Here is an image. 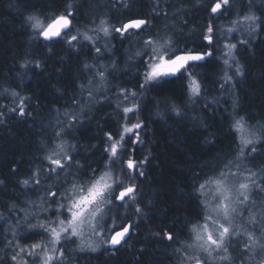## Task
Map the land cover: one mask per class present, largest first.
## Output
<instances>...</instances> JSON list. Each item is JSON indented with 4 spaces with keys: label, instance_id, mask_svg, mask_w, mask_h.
<instances>
[{
    "label": "trees",
    "instance_id": "trees-1",
    "mask_svg": "<svg viewBox=\"0 0 264 264\" xmlns=\"http://www.w3.org/2000/svg\"><path fill=\"white\" fill-rule=\"evenodd\" d=\"M68 2L0 0V261L12 264L13 249L7 244L9 227L25 219L27 224L18 234L20 241L29 243L39 238L41 231L27 230V225L52 214L42 212L39 203L47 190L63 191L73 179L61 172V178L41 176L39 186L21 183L46 165L43 157L55 148L58 139L54 134L63 127L62 139L74 146L70 149V171L79 174L81 180H87L93 169L97 175L105 170L108 156L104 150L111 143L108 133L114 140L124 135V157L145 161L144 175L131 180L138 186L136 205L118 209L120 217L127 213V220L117 219L116 229L129 221L138 225L132 228L130 237L118 247L108 245L97 251H81L73 238L65 248L63 264H181L190 253L185 244L190 242L191 224L203 221L205 209L196 192L199 183L225 164L237 163L240 133L234 130V121L243 117L251 129L264 125V0H234L235 19L249 11L259 19L251 36L235 37L233 54L241 74H235L234 69L227 82L219 29L229 23L230 16L210 17L203 6L212 0H72L77 9L75 29L89 35H97L90 30L101 19L118 26L134 17L149 21L138 35L120 37L113 33L111 49L105 48V52L96 37L95 46L82 38L74 48L62 41L45 42L26 21L30 14L44 19L63 12ZM210 19L219 41L211 47L202 40ZM150 36H172L180 48L211 50L213 55L198 62V66L193 63L182 76H169L141 89L144 58L128 50L142 47V41ZM95 47L101 48L100 55ZM101 70L106 76L103 82L96 75ZM188 72L201 84L198 97L189 93ZM122 88L136 92L135 101H124L119 96ZM13 91L19 95L13 97ZM21 98L24 116L10 111L17 108ZM132 103H138L139 110L129 113L125 120L123 107ZM71 114L77 119L69 129ZM137 122L143 124L137 130L140 142L133 143L136 136L123 133V127ZM254 146L255 152L245 150L240 170L261 172L264 179V137ZM233 165L231 170L236 171ZM125 183L129 181L125 179ZM256 199L258 209L264 210V184ZM136 206L142 210L140 215L134 213ZM115 214L114 210L111 215ZM252 226L259 231L264 227V218ZM165 232L174 239H165ZM246 243L250 245L247 251ZM229 248L232 264H264V245L253 249L246 234L239 235L235 243L231 239Z\"/></svg>",
    "mask_w": 264,
    "mask_h": 264
},
{
    "label": "snow or ice",
    "instance_id": "snow-or-ice-1",
    "mask_svg": "<svg viewBox=\"0 0 264 264\" xmlns=\"http://www.w3.org/2000/svg\"><path fill=\"white\" fill-rule=\"evenodd\" d=\"M127 7V4L122 5ZM208 15L212 18H218L225 12L230 11L232 4L231 0H212L203 6ZM76 6L69 0L63 12L55 13L52 16H45L41 20L36 14H30L26 17V21L32 28L34 33L42 38L45 42L62 41L70 48H74L83 41H87L95 46V40L88 32H80L75 29L73 21L76 17ZM255 15L243 16V21L248 23L250 30H255V25L258 21ZM234 25L239 21H233ZM149 25V21L143 18H132L123 23L120 27L110 28L108 21L101 19L99 25L91 29L97 33L96 38H99V33H103L105 37L109 36L111 32L119 33L121 36L130 34H139ZM75 30L76 34L69 35ZM234 28H229L228 31H234ZM202 40L206 42L207 46H214L219 41L216 38V29L213 20L210 19L206 30L202 34ZM143 50L136 53L137 56L144 57L142 60L143 82L139 85L141 89L148 86H154L159 80L169 76L175 77L184 75L187 69L193 64L204 61L207 57L213 55L211 50L203 52L197 49L180 48L176 45L172 36H150L143 40ZM240 43H246L241 41ZM237 47V44L226 43L224 48L227 49L223 54L229 59L232 57V52ZM98 55L101 54V48L95 47ZM229 59H224L223 63L231 67ZM39 67V63L36 64ZM24 67V65H22ZM85 67H88L87 65ZM235 74H241V68L237 64L235 67ZM100 81L106 80L105 72L103 70L96 73ZM189 78L188 90L191 97H198L201 94V84L193 76L192 73H187ZM225 82L230 81L232 77L227 72L224 74ZM92 81H89L91 83ZM83 87V86H82ZM223 87V85H221ZM5 91H8L7 89ZM13 97L19 94L15 91L11 93ZM91 91L89 96H91ZM137 93L128 89H121L119 96L124 101H135ZM79 106V101H73ZM119 107V105H117ZM139 110L138 103H132V106L123 107L125 120L128 119L129 113H135ZM174 111H177L175 108ZM12 112H17L20 116L25 115L24 99L21 98L20 104L17 108L10 109ZM177 114L178 111H177ZM3 115V113H0ZM72 115V120L68 123L67 128L73 126L77 116ZM143 126L142 122H137L128 126L125 124L123 133L134 134L136 139L133 143L140 142L139 133L137 132ZM233 128L240 133V147L236 157L235 164L236 171H232V164H225L219 171L214 172L212 176L205 178L204 182L199 183L196 192L200 198L201 205L205 209L203 215V223H193L189 228L190 243H186V249H191L194 254L188 255L181 260V264L193 262V264H232V255L229 252V242L233 237L241 235V226L236 224V219L242 215L245 207L251 202L250 197L254 187H258L256 176L257 174L247 170L245 175L240 170L239 161L245 155V150L249 149L252 152L256 151L255 144L260 142L261 137H264V125L259 129L249 130L243 117L236 119L233 123ZM65 130L62 127L55 132V137L58 139L55 148L49 151L43 157L46 161L45 166L36 169L33 176L24 179L21 183L24 186L33 184L39 186L41 183V176L51 178L55 175L57 178L61 172L66 173L67 176H73L69 186L63 191L58 188L56 191L47 190L45 196L42 198V204L38 206L44 213L52 212L55 219L45 215L44 219L36 224H29L28 227L32 229H39L46 237V239L33 243L27 248L15 245V250L10 259L13 264H63L65 259L64 244L72 241L73 238L78 241L77 247L83 251L90 249L96 250V243L92 239H86L85 235L101 236L103 235V243L113 248L126 242L127 237L134 225L131 221L123 223L116 230V220H127V213L120 217L118 209L130 208L137 203L138 186L131 183L135 176H143L142 165L144 160L137 161L132 156L124 157L122 155L124 135H120L118 139L108 133L107 139L111 143L105 148V154L108 156V163L105 165V170L97 175L95 169L92 170L87 180H81L79 174L73 175L70 171L73 156L72 151L74 146L67 144L63 139ZM114 141V142H112ZM146 159V158H145ZM77 167H79L77 162ZM119 168V171L116 169ZM134 174V175H133ZM125 179L129 183H125ZM67 182V180H66ZM264 184V179L260 181ZM49 197L51 200H49ZM55 204V208L52 207ZM46 205V207L44 206ZM115 210V215H111ZM142 212L139 206L134 208V213L140 215ZM27 215V214H26ZM255 220V216L251 218ZM111 221V224L109 223ZM13 232V236H15ZM165 239L172 241L174 239L170 232L164 233ZM248 241L252 244L257 243L252 233H247ZM9 248H13V241L7 242ZM250 245L245 244L244 250L247 251ZM179 251V249L177 250ZM202 254V255H201ZM0 264H3L0 261Z\"/></svg>",
    "mask_w": 264,
    "mask_h": 264
},
{
    "label": "rangeland",
    "instance_id": "rangeland-1",
    "mask_svg": "<svg viewBox=\"0 0 264 264\" xmlns=\"http://www.w3.org/2000/svg\"><path fill=\"white\" fill-rule=\"evenodd\" d=\"M235 2H234V0H231V4H232V7H231V10L230 11H227V12H225L223 15H221V17L223 16V19H227V17H229L230 16V20L228 19V21H227V23L228 24H225V25H223L222 27H221V29H219V31H220V36H222L223 38H222V40H223V47H224V44H226V43H233V44H235V37L237 36H240V37H242V35L243 34H246L247 36H251L254 32H255V30H257V28H258V22L256 23V25L254 26L255 27V30L254 31H252V30H250V28H249V26H248V23L247 22H244L243 21V15H237L236 16V19H235V13H234V7H233V4H234ZM250 7V6H249ZM251 10V9H250ZM246 15H254V13L253 12H251V11H249V12H247V14ZM41 19V18H40ZM41 20H43V19H41ZM104 20V19H103ZM233 21H239V23L238 24H236V25H234L232 22ZM109 25V27L110 28H115L116 26H118V25H110V24H108ZM120 25V24H119ZM229 28H234L235 30L234 31H232V32H229L228 31V29ZM115 34V32H111V34L109 35V36H107V37H105L104 35H103V33L102 34H99V40H101V45L103 46L102 47V51L103 52H105V48L106 49H108V51H110V49H111V47H110V45H111V43H112V41H113V38H112V34ZM94 38L97 36V35H92ZM119 36L120 37H123V36H121L120 34H119ZM148 39V38H147ZM227 41H230V42H227ZM139 48V50H137ZM143 50V45H142V47H137V46H134L133 48H131L130 50H128L129 51V53H131L132 55H136V53L137 52H139V51H142ZM225 51H227V49H225ZM224 50H223V52H222V57H223V60L224 59H229V57H226V56H224V52H225ZM233 52H234V50H233ZM233 52H232V57H235V54H233ZM137 56V55H136ZM140 57V56H139ZM144 58V57H143ZM229 64L231 65V67H228V66H226L227 68V70H226V72L228 73V75H230L231 76V72L232 71H234V69H235V58L234 59H229ZM194 77H196V76H194ZM125 105H127V102H126V104ZM249 130H256V129H251L250 127H248V126H246ZM252 146H249V149L251 148ZM249 149H246V151L247 150H249ZM249 156H253V154L252 153H249ZM234 164V163H233ZM232 164V165H233ZM233 166H235V164L233 165ZM247 170H249V169H246V170H244L243 172L245 173V175H247L248 174V171ZM251 172H253V171H251ZM254 173H256V172H254ZM257 174V176H256V180H257V185H258V187H254L253 188V192H254V189H256V193H253L252 192V194H251V197H250V200H251V202L245 207V209L243 210V212H242V215H239L238 217H237V219H236V224H238V225H240L241 226V233L242 234H246L247 235V233H252L253 234V236H254V238L256 239V241H257V243H255V244H252V247H253V249H258V248H260L261 246H263L264 245V234H263V230H264V227H262V229H259V231H255L254 230V227L252 226V225H254V224H259L260 222H261V220H263V216L262 215H264L263 214V212H264V210L263 209H258L259 207H258V205H257V199H256V195H257V193L259 192V190H261V185L262 184H260V181L263 179V174L261 173V172H259V173H256ZM60 178H61V176H60ZM67 188V187H66ZM62 189V188H61ZM64 190V189H63ZM39 205H41V203H39ZM52 207L53 208H55V204H52ZM39 209V208H38ZM253 216H255V220L253 221L251 218L253 217ZM51 218H53V219H55V215H54V213H52L51 214ZM2 219V217H1V213H0V220ZM22 219V218H21ZM40 221V220H39ZM38 221V222H39ZM201 223H203V221L201 222ZM19 224H20V226H21V228H20V226H19ZM27 223H26V221H25V219H22V220H20L19 221V223H18V225L17 226H14V227H9V229H8V231H9V238H8V241H13V251H14V249H15V245L16 244H18L20 247H24V248H27L28 246H30L31 244H33V243H36V242H39V241H41V240H44V239H46V237H45V235L42 233V232H40V237L38 238L37 237V239H35V240H32V241H30L29 243H23L22 241H20V239H19V237H18V234L20 233V230H22V226L24 225H26ZM31 224H36L35 222H33V223H31ZM252 224V225H251ZM9 225H10V223H9ZM27 227H28V225H27ZM29 229H32V228H29L28 227V229L27 230H29ZM39 230V229H38ZM13 232H15V236H13ZM103 235L104 234H102L101 236H91V237H89L88 236V234L86 233V235H85V238L86 239H92L95 243H96V245H97V247H96V250L95 251H97V250H100L101 248H104L105 246H108V245H106V244H104L102 241H103ZM238 236H236V237H233L232 238V242L233 243H235V241H236V238H237ZM76 240V239H75ZM73 241V240H72ZM72 241H69V242H67V243H65L64 244V248H66V247H68L70 244H72L71 242ZM191 242V241H190ZM189 242V243H190ZM78 243H76V245H77ZM186 245V244H185ZM15 250H18V249H15ZM86 250H90V249H86ZM190 250V253H189V255H192V254H194L193 253V251L191 250V249H189ZM229 250H230V248H229ZM92 251V250H91ZM202 255V254H201ZM186 258V257H185ZM29 259V262H30V264H31V258H28ZM260 259L263 261V259H262V257H260ZM264 262V261H263ZM193 262H187V264H192ZM12 264H13V262H12Z\"/></svg>",
    "mask_w": 264,
    "mask_h": 264
},
{
    "label": "water",
    "instance_id": "water-1",
    "mask_svg": "<svg viewBox=\"0 0 264 264\" xmlns=\"http://www.w3.org/2000/svg\"><path fill=\"white\" fill-rule=\"evenodd\" d=\"M143 19H144V18H143ZM126 22H127V21H126ZM119 27H120V26H119ZM117 230H119V229H117ZM131 232H132V230H131ZM131 232H130V235H131ZM130 235L127 237V239L130 237ZM127 239H126V240H127ZM123 243H124V242H123ZM123 243H122V244H123ZM119 246H120V245H119ZM116 247H118V246H116ZM112 248H113V247H112ZM192 264H193V263H192Z\"/></svg>",
    "mask_w": 264,
    "mask_h": 264
},
{
    "label": "flooded vegetation",
    "instance_id": "flooded-vegetation-1",
    "mask_svg": "<svg viewBox=\"0 0 264 264\" xmlns=\"http://www.w3.org/2000/svg\"><path fill=\"white\" fill-rule=\"evenodd\" d=\"M134 18H138V17H134ZM130 19H132V18H130ZM128 20H129V19L125 20L124 22H126V21H128ZM124 22H123V23H124Z\"/></svg>",
    "mask_w": 264,
    "mask_h": 264
},
{
    "label": "bare ground",
    "instance_id": "bare-ground-1",
    "mask_svg": "<svg viewBox=\"0 0 264 264\" xmlns=\"http://www.w3.org/2000/svg\"><path fill=\"white\" fill-rule=\"evenodd\" d=\"M260 14V13H259ZM124 119V118H123ZM110 248H112L111 246H109Z\"/></svg>",
    "mask_w": 264,
    "mask_h": 264
}]
</instances>
